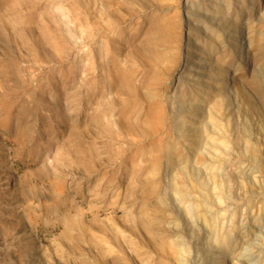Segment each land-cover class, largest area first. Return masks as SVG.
Masks as SVG:
<instances>
[{"label": "rangeland", "instance_id": "374dc122", "mask_svg": "<svg viewBox=\"0 0 264 264\" xmlns=\"http://www.w3.org/2000/svg\"><path fill=\"white\" fill-rule=\"evenodd\" d=\"M111 4L0 0V185H7L0 190V256L9 259L5 264H98L107 246L111 252L103 264H116V254L126 255L127 264L138 262L130 250L136 237L130 219L150 201L146 184L152 167L141 161L151 141L144 137V118L136 115L127 118L134 133L120 134L117 106L125 96L114 90L109 53L131 72L133 88L143 67L129 61L140 40L133 37L135 22L119 30L108 16L116 9ZM60 19L75 28V37L65 33ZM242 35L243 67L235 62L239 69L228 88L244 142V163L235 172V195L242 202L230 242L238 249L233 264L242 251L264 244V0L246 17ZM170 66L165 63L158 75L168 77ZM198 191L194 195L206 196ZM171 205L183 237L184 220L191 217L189 224L200 231L201 219ZM94 237L102 244L96 246Z\"/></svg>", "mask_w": 264, "mask_h": 264}, {"label": "bare ground", "instance_id": "6f19581e", "mask_svg": "<svg viewBox=\"0 0 264 264\" xmlns=\"http://www.w3.org/2000/svg\"><path fill=\"white\" fill-rule=\"evenodd\" d=\"M259 1L129 0L121 5L112 0L111 7L116 9L107 12L119 30L135 22L133 37L140 40L129 61L143 67L139 86L133 88L131 72L117 66L114 51L109 53L111 78L117 84L114 90L125 96L123 104L113 102L122 118L120 134H132L127 118L136 115L144 118V137L151 141L148 156L141 161L152 167L153 177L146 184L150 201L130 219L139 239L131 235L130 250L137 264H233L236 259L238 249L230 242L242 202L235 193V172L244 163V142L228 88L234 83L230 78L233 71L236 74L239 69L235 62L243 67L245 19ZM60 20L65 33L75 37V28ZM108 44L113 45L109 40ZM165 63L171 65L169 74L161 77L157 71ZM251 85L259 83L253 80ZM132 106H139V111L132 112ZM6 188V182L0 185V190ZM198 190L206 196L194 195ZM207 191L212 205L206 199ZM171 201L185 216L201 219L200 231L198 223L197 231L189 224L191 217L188 223L184 220L187 235L179 233L181 226L178 228ZM92 241L96 246L102 244L96 237ZM101 251L98 264L105 262L111 248ZM124 257L116 254L113 260L127 264ZM8 260L0 256V264ZM237 264H264V244L242 251Z\"/></svg>", "mask_w": 264, "mask_h": 264}]
</instances>
